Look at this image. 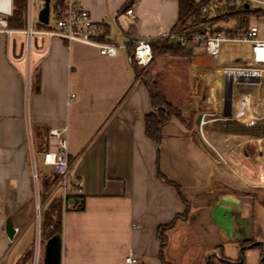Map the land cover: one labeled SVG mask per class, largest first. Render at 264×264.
I'll list each match as a JSON object with an SVG mask.
<instances>
[{"label":"crops","instance_id":"obj_1","mask_svg":"<svg viewBox=\"0 0 264 264\" xmlns=\"http://www.w3.org/2000/svg\"><path fill=\"white\" fill-rule=\"evenodd\" d=\"M75 1L94 21L110 26L111 42L155 37L178 20V0H139L133 4L136 21L125 16L128 26L113 30L110 22H119L116 14L126 0ZM35 49L44 53H28L40 79L28 102L29 122L42 131L68 126L70 176L81 180L84 194V209L63 211L61 264H129L127 256L137 258L132 264H206L209 259L244 264L247 255L261 262L262 244L245 248L242 263L239 252L253 241L264 242V206L248 195L264 191V79L254 70H243L250 76L237 80L223 71L250 66L251 59L214 65L197 50L185 91L174 100L168 96L176 104L183 99L178 106L186 122L169 120L157 144L146 134V115L153 111L150 91L135 74L126 47L108 56L95 46L54 37ZM4 95L5 115L17 117L21 97ZM19 131V139L11 134L0 147V264H20L36 236L32 206L20 213L33 193L28 135L23 125ZM4 160L8 166H2ZM46 172L49 181L55 178L52 167ZM224 193L240 198L243 214L252 218L251 241L226 238L213 220ZM9 216L20 230L13 240L26 227L34 231L16 252L9 250L12 240L5 231Z\"/></svg>","mask_w":264,"mask_h":264},{"label":"built area","instance_id":"obj_2","mask_svg":"<svg viewBox=\"0 0 264 264\" xmlns=\"http://www.w3.org/2000/svg\"><path fill=\"white\" fill-rule=\"evenodd\" d=\"M200 4L201 11L223 10L227 6L241 7L245 6L252 9L264 10V0H195ZM13 0H0V33L9 35L22 34L26 36V52H31L34 48L35 35H41L50 41L57 37L69 43L81 42L99 48L101 54L108 56H116L119 49L127 47L126 43L114 42L108 39L105 26L101 22L94 21L90 12L77 4L75 0H50L49 18L47 22H43L39 18V14L44 9L45 0H26V9L24 11L23 28L14 29L9 27V19L14 13ZM125 16L132 21H136L135 9L132 6L126 10ZM259 27L256 24H250L240 33L233 34L226 30H215L210 23H201L194 27L188 36L197 42L202 43V49L205 54L216 57L219 54L221 45L224 41H244L249 42L251 46V65L248 67H224L223 71L236 70H254L264 79V39L259 36ZM187 35H180L175 31H163L158 36H146L133 40L131 44L134 46V57L136 62L141 66H147L154 59V51L152 43L156 39L165 41L181 39L185 42ZM28 59V57H27ZM29 76V85L31 86L32 66L27 71ZM75 94H69L67 104ZM69 130L68 126L63 128H52L48 131V140L46 149L43 152V163L52 167L57 182L52 186L51 194L59 191V196L63 199L64 204L66 198L72 192H81L82 182L78 179H72L70 176V160H69ZM37 178V175H35ZM36 196L40 198V188L36 189ZM35 216L40 222L41 206L36 204ZM0 227V232H1ZM15 234L19 233L18 227H15ZM44 247L41 238L34 241L32 248L31 264H45ZM126 262L129 264L137 262L134 256H127Z\"/></svg>","mask_w":264,"mask_h":264},{"label":"rangeland","instance_id":"obj_3","mask_svg":"<svg viewBox=\"0 0 264 264\" xmlns=\"http://www.w3.org/2000/svg\"><path fill=\"white\" fill-rule=\"evenodd\" d=\"M116 15H118L119 17L118 18L119 22H116V20L110 22L112 16H108L109 18H106L105 20L111 23L113 30L115 29L119 30L120 27L125 29L128 26L127 18L125 17L124 14H119V12H117ZM249 23L258 25L260 31L259 35L260 36L264 35V16L263 17L252 16L249 19ZM21 41H23L25 46L26 36L22 34L9 35L5 33H0V102L1 103L4 102L5 99L4 93L13 92L17 96L21 97V105H22V109L20 110L18 109L17 117H10L5 115L3 104L0 103V147L3 146L4 143H8L9 141L8 137H10L11 134L15 139H19L21 133V131L19 130H21V126L23 125V128L25 129V133L28 135L27 159H28V168H29L28 170H30L31 172L30 188L32 190L33 196L29 202H27L25 205H23L20 208V213L22 215L27 214L28 211L30 210L29 209L30 206H32V217L30 223L35 225V231H36L35 240L40 237L42 243L45 244L46 240H44V237L42 236L41 233L42 222L41 220L40 222L37 220V217L35 216V212H36V204L37 202H39L41 206V215H42V211L44 210V207L47 208L49 202L51 201V199H53L52 197H54V194H51V197L48 198L47 201H42L41 197L38 199L36 196V189L38 187L39 188L41 187L42 180L45 177L46 178L51 177L50 172H46L47 170L51 169V167L43 163L44 161H42V156L39 154V149L40 146H42L43 141H46L47 143L48 131L45 132L42 131V129L35 130L34 126H32L29 122V118H28L29 115H27V106L32 96L31 91L34 88L33 85L35 81V76L39 71V67L36 66L34 60L30 59V56H28L27 52H24L25 51L24 48L20 52V54L16 53L17 52L16 47L19 45ZM45 44H46V39L43 36L35 35L34 48L31 50V52L35 54L36 53L43 54L44 53L43 51L36 50L35 48L38 47L39 45H45ZM27 56L28 59L26 58ZM154 58L155 59L152 61V64L144 66L141 74L147 73L148 77L151 80H155L157 82V85L161 89H163L167 98L169 96L171 99L174 100L175 99L174 96H179V94H183V92L185 91L186 80L190 78L191 70H193L190 64L195 61L196 56L192 62H189L186 59H178L174 57L171 58V56L168 55H156V53ZM249 59H251V46L249 42L228 40L222 43L218 56L204 57L203 61H208L210 63H213L214 65H223V64L245 62ZM25 64H26V68H25ZM30 66H32L31 86L29 85V76L27 75V71ZM241 67H248V65ZM240 71L243 72V70H236V71L231 70V71H227L226 74L228 78L233 77V79L235 78L236 80H237L236 77L242 78L243 76H247L246 74L248 72L250 74V70H245L247 73L245 72L240 73ZM249 74L247 78L250 76ZM176 101H178L177 102L178 105L179 101H183V99L178 98ZM26 119L28 120L27 130L25 125ZM37 132L38 134H36ZM2 166H8V161L4 160ZM35 175H37V178L35 177ZM256 193L258 194L259 198L264 196V191H257ZM6 209L9 210L8 206H6ZM33 236H34L33 227L32 226L26 227L21 237H18L15 240H12L11 242L8 243L10 245L9 250L12 249V252H16L18 249H20L21 246L28 244V242L32 240ZM32 248L33 247L27 250V251L29 250L31 251L30 254L31 256H32ZM247 252L248 251H246V253ZM26 253L23 254L20 264H26L25 263ZM215 260H219L217 256H215ZM28 264H31V262ZM244 264H264V261L260 262L259 260H256V258H254L253 260L251 259L250 255H247L246 262Z\"/></svg>","mask_w":264,"mask_h":264},{"label":"trees","instance_id":"obj_4","mask_svg":"<svg viewBox=\"0 0 264 264\" xmlns=\"http://www.w3.org/2000/svg\"><path fill=\"white\" fill-rule=\"evenodd\" d=\"M14 2V13L13 16L9 19V27L14 29L23 28L25 25L24 22V11L26 9V0H13ZM139 0H126L119 14H124L126 10L134 3ZM179 13L178 20L172 31L177 32L180 35H187L185 42H182L181 39L174 40H162L156 39L153 43L154 56L156 55H168L178 58L186 59L189 62H192L197 54V50L202 47L201 42H197L194 39L190 38L188 34L194 29V27L201 23H210L214 26L215 30H226L227 32L237 34L240 33L243 29L247 28L251 23L249 19L252 16L263 17L264 10L262 9H252L245 6L236 7V6H227L223 10L208 11L204 13L201 11L200 4L195 0H178ZM134 24H132L133 26ZM106 33L110 34V26L104 24ZM133 41V40H132ZM127 43V49L129 53V61L134 68L135 74L141 78L150 91L151 102L153 105V111L149 112L146 115V134L157 144H160L163 134L162 127L169 122L172 118H178L186 122L179 106L173 101L169 100L165 95L163 89H161L155 80H151L148 77L147 73L141 74L144 66L139 65L136 62L134 57V46L131 42ZM24 43L21 41L16 47L17 52L19 53L23 50ZM154 58V57H153ZM155 59V58H154ZM153 59V60H154ZM152 60V61H153ZM152 61L150 64H152ZM149 64V65H150ZM40 82L39 72L35 76L34 87ZM49 131L46 129L45 132ZM46 141H43L42 146H40L39 151L44 152L46 149ZM57 182V178L49 181L48 178H44L40 187V197L42 201H47L51 197L52 186ZM257 192V191H256ZM255 191H251L248 195L251 196L252 202L258 200L264 206V196L258 197V194ZM51 201L48 204V207L42 211L41 219V233L44 237V240H48L52 236L58 234L61 235L63 231V211L64 209H84V194L81 192H72L65 201L59 196L56 195L52 197ZM259 198V199H258ZM189 209V206H188ZM187 209V213L188 210ZM165 229V228H164ZM162 243L165 242V236L163 233L160 235ZM31 251H27L25 254L26 262L31 258ZM243 257L244 252L242 253ZM25 262V263H26ZM208 264H227L226 262L217 263L210 260Z\"/></svg>","mask_w":264,"mask_h":264},{"label":"water","instance_id":"obj_5","mask_svg":"<svg viewBox=\"0 0 264 264\" xmlns=\"http://www.w3.org/2000/svg\"><path fill=\"white\" fill-rule=\"evenodd\" d=\"M44 9L41 10L39 18L43 22H47L49 18V3L50 0H45ZM200 121V116L197 123ZM212 217L221 232L226 238L238 241H251L253 238L252 218L243 214V205L240 198L231 193L222 194L214 205ZM14 221L9 216L6 220L5 231L10 240H13L15 235ZM263 245V254L261 262L264 261V242L253 241L247 246H242L240 249V263L243 262L242 251L245 248H251L256 245ZM44 262L45 264H61L62 260V238L61 235H54L45 242L44 247ZM210 260V259H209ZM209 260L206 264H208ZM231 262V261H230Z\"/></svg>","mask_w":264,"mask_h":264}]
</instances>
